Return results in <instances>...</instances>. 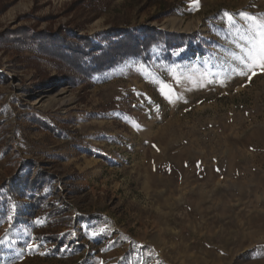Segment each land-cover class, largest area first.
Returning a JSON list of instances; mask_svg holds the SVG:
<instances>
[{
	"label": "rangeland",
	"instance_id": "rangeland-1",
	"mask_svg": "<svg viewBox=\"0 0 264 264\" xmlns=\"http://www.w3.org/2000/svg\"><path fill=\"white\" fill-rule=\"evenodd\" d=\"M189 3L0 0V264H264V72L227 78L223 15L264 0ZM154 29L193 40L66 56Z\"/></svg>",
	"mask_w": 264,
	"mask_h": 264
},
{
	"label": "trees",
	"instance_id": "trees-1",
	"mask_svg": "<svg viewBox=\"0 0 264 264\" xmlns=\"http://www.w3.org/2000/svg\"><path fill=\"white\" fill-rule=\"evenodd\" d=\"M143 34H145L143 39H140V37H138V34L135 31L123 32L121 34L115 35V37L112 39H108L110 41L108 47L99 48V51L96 49L92 52H87L85 50V47H94V45L89 41L88 38L69 39L71 40V43L68 44L70 48L69 51L66 52V56L69 58L90 56L93 62L88 65V69L90 71L101 72L106 66L111 65L114 62L125 58L126 56H136L139 53L145 52L146 49L152 44V42L160 40L162 42H165L167 46H170V44L176 42H187L193 40L192 36H177L175 34L164 33L163 31L157 32L155 29L145 30L143 31ZM113 39L115 41H113ZM116 52H120V56L115 57ZM34 182L36 184H42V188H45L47 178L40 177L37 180L32 181L31 183L24 182L23 180H18L15 186L8 189V192L12 197H15V194H19L22 197L30 194L32 196V202L36 201L38 200V198H35V194L33 193V190L30 187L31 184H33Z\"/></svg>",
	"mask_w": 264,
	"mask_h": 264
},
{
	"label": "snow or ice",
	"instance_id": "snow-or-ice-1",
	"mask_svg": "<svg viewBox=\"0 0 264 264\" xmlns=\"http://www.w3.org/2000/svg\"><path fill=\"white\" fill-rule=\"evenodd\" d=\"M189 7L193 10H198L199 0H190ZM223 15L229 35L235 37V39L230 41L233 49H230L227 54V60L230 62V71L227 78H231V75L245 76L249 72L255 75L254 70L256 68L264 72V16H249L247 13L241 12L239 15L245 21V24L237 28L236 20L230 13L225 12ZM201 75L206 78L209 76L207 73H202ZM211 75L217 76V82L223 86V79H220L218 74ZM173 79L178 78L174 76ZM248 79H251V76H248ZM208 82L212 83L213 80L208 78ZM158 87L161 95L171 103V96L174 94L171 88L163 82H160ZM11 219L12 217L9 216V221ZM29 247H32V245H29Z\"/></svg>",
	"mask_w": 264,
	"mask_h": 264
}]
</instances>
